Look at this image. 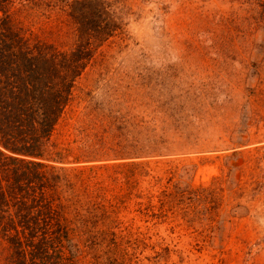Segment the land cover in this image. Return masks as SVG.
Masks as SVG:
<instances>
[{
	"label": "rangeland",
	"instance_id": "rangeland-1",
	"mask_svg": "<svg viewBox=\"0 0 264 264\" xmlns=\"http://www.w3.org/2000/svg\"><path fill=\"white\" fill-rule=\"evenodd\" d=\"M95 1L96 38L73 0L11 8L89 53L42 158L48 196L96 231L100 264H264V0Z\"/></svg>",
	"mask_w": 264,
	"mask_h": 264
},
{
	"label": "trees",
	"instance_id": "trees-1",
	"mask_svg": "<svg viewBox=\"0 0 264 264\" xmlns=\"http://www.w3.org/2000/svg\"><path fill=\"white\" fill-rule=\"evenodd\" d=\"M21 1L29 0H0V264H100L96 231H82L80 220L70 224L47 193L58 183L40 169L48 166L42 158L50 134L87 66L88 48L60 51L28 34L11 12ZM73 3L79 28L90 20L87 33L105 32L96 27L97 1Z\"/></svg>",
	"mask_w": 264,
	"mask_h": 264
}]
</instances>
